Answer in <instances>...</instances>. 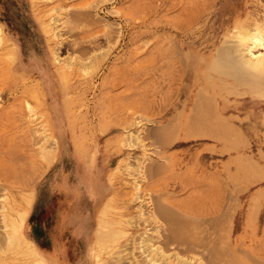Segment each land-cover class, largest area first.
<instances>
[{
	"label": "rangeland",
	"instance_id": "1",
	"mask_svg": "<svg viewBox=\"0 0 264 264\" xmlns=\"http://www.w3.org/2000/svg\"><path fill=\"white\" fill-rule=\"evenodd\" d=\"M256 27L264 0H0V264H264V85L248 132L165 122L188 61Z\"/></svg>",
	"mask_w": 264,
	"mask_h": 264
},
{
	"label": "bare ground",
	"instance_id": "2",
	"mask_svg": "<svg viewBox=\"0 0 264 264\" xmlns=\"http://www.w3.org/2000/svg\"><path fill=\"white\" fill-rule=\"evenodd\" d=\"M69 21H71V20H69ZM257 26H260V25H257ZM258 28L257 27L253 28V30H249L248 32H244L241 35H239V38L237 40L236 45L243 47V52L241 51L242 53H240V54L236 55L235 54L236 52L233 50L232 45H229V46H226L225 48L217 50V53L216 54L214 53L215 55L211 54L210 59L204 65L198 63L197 57H193L192 59H190L188 61V64H187L188 69L186 71V77H187L186 80H188V82L184 83V86H183V91H184L183 96L184 97L181 100L178 98L174 103H171V107L168 108V111H167L168 112V120L165 121V122H167V125L173 124L172 125L173 129H174V126L175 127L177 126L179 129H182V128L187 129V127H190L191 130L194 128L193 130L195 132V127H196L195 125L197 124V122L195 120H197L198 121L197 126H199V124H200V125L206 126L205 128H208V127L211 128L212 126H214V128H217V127H227V128L228 127H231V128L237 127V128H241L242 130L244 129L246 132H248V130H246V128H247V124H249V121L248 122L242 121L244 118H242V116L239 114V112H238L239 107L237 106V104H234V103H235V101H240V99H238L237 96H241V95H244L246 93L249 95H254V94L260 92L261 86L264 85L263 81H261V79H260V76L264 75V30H263V32H260ZM258 47H260L262 49V51L254 52V49H256ZM237 58H238L239 62L238 61L236 62ZM247 75H251V77L249 78V76H247ZM184 76H185V74H184ZM238 85L243 87L246 91H244V90L240 91L239 90L238 92H234L235 93V94H233L234 96L231 99H229L227 97L228 98L227 99L226 98V96H227L226 95L227 94L226 88L231 87L232 89H234V87L238 86ZM236 89L237 88L235 87V90ZM196 99L197 100L201 99L204 102V105H203V103H201V106H203V107L206 106L207 104L209 105V111H210L209 115L208 114L206 115V113L201 114L198 110L195 111V106H193V105L196 102L195 101ZM250 99H253V98L250 97ZM205 102H206V104H205ZM198 103H199V101H198ZM208 105H207V108H208ZM193 107H194V110H193ZM232 108L237 110V113L228 112V110H231ZM191 109H192V112L196 116H198V118L194 119L196 116H194V118H193L192 114L190 115L191 119L188 118V115H189ZM198 109H200V106H198ZM203 109H205V108H203ZM197 111L201 114L200 116L197 115L198 114ZM192 118L194 119L193 121H191ZM188 119H190V120H188ZM189 121L191 123H193L195 121L196 124L193 123V125H192L191 123H189ZM189 125H191V126H189ZM210 128L205 129V130H210L209 135L211 132ZM237 128H234V129L238 131ZM166 129H167V127H166ZM199 130L200 129L198 128V131ZM170 131H173V130L170 129ZM201 131H203V130H201ZM201 131H199V133H201ZM201 134H203V133H201ZM201 134H200V136L195 135L192 138H190V137H184V138L185 139H191V140L192 139H199V138H206L205 136H201ZM209 135L207 134V136H209ZM213 135H214V133L212 134V136H209V138H212L213 140L215 139V140H218L221 142H228V140H229V142H230V139H228L227 137L222 136V138H220L218 134L214 135V136ZM102 200H104V198H102L101 201ZM164 209H166V208H164ZM154 214H156V213H154ZM17 230H18V228H17ZM175 231H177V230H175ZM15 232L16 233H14L12 235H9L7 233V239L9 240L8 242H10V241L14 242V240H18L20 238L18 232L17 231H15ZM171 235L174 236V233H171ZM135 237H138V236L136 235ZM19 241H21V240H19ZM138 241H140V240H138ZM151 242H152L151 238L144 240V245H145L146 250L148 251V253L150 255L149 261L153 262V260H151L152 259V253L155 252V250H157V247L155 248L154 245L152 244L154 242H152V243ZM160 242H162V241H160ZM140 246H141V244H140ZM162 246H163V244H162ZM132 248H134V247H132ZM218 251H220V250H218ZM130 255H131V253H130ZM146 262H147V260H146ZM141 264H142V262H141Z\"/></svg>",
	"mask_w": 264,
	"mask_h": 264
},
{
	"label": "crops",
	"instance_id": "3",
	"mask_svg": "<svg viewBox=\"0 0 264 264\" xmlns=\"http://www.w3.org/2000/svg\"><path fill=\"white\" fill-rule=\"evenodd\" d=\"M186 135H183V137L181 138V137H179L176 141L177 142H185V141H197V142H200V141H202V142H204V143H207V144H210V145H214L215 147L216 146H218L219 147V149H222V148H224V146H225V143L224 142H221V141H218V140H211V139H208L207 137V139L206 138H199V139H185L184 137H185ZM227 165H228V160H227V162L225 161L224 162V169H225V171L227 170Z\"/></svg>",
	"mask_w": 264,
	"mask_h": 264
}]
</instances>
